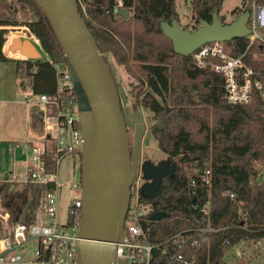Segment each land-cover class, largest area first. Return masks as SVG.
Listing matches in <instances>:
<instances>
[{"label":"trees","instance_id":"1","mask_svg":"<svg viewBox=\"0 0 264 264\" xmlns=\"http://www.w3.org/2000/svg\"><path fill=\"white\" fill-rule=\"evenodd\" d=\"M115 1L78 0V4L105 61L108 63L110 55L137 82L135 88L140 92L136 104L153 113L154 123L149 132L175 169L172 178L161 182L152 199L141 196L139 189V202L151 209L140 219L143 228L149 229V242L153 246L150 264H219L227 247L264 238V187L253 181L254 168L264 161L260 102L254 95L244 105L224 103L222 76L209 67H199L191 56L173 52L172 43L159 24L173 19L179 23L175 0H122L124 9L129 11L128 20L113 18ZM223 1L191 0L195 23L211 22V14L214 11L219 14ZM18 2L34 13L26 28L38 40L44 56L40 60L8 59L3 52L7 28L16 25L0 21V63L14 62L17 71L25 72L34 96L54 97L57 92L54 65L66 64L64 52L33 0ZM241 12L237 8L232 13L239 16ZM221 20L225 22L224 18ZM247 44L246 38H238L224 43V47L229 54L239 56ZM253 52H259L258 46L253 47ZM250 56L246 61L256 69L259 64ZM41 115L40 109H31V128L37 134L43 131ZM73 154L80 158V150ZM46 164L47 170L52 171L51 154L46 157ZM201 168L211 170L212 184L199 188L198 196L194 197L188 184L197 179ZM79 172L81 180V167ZM42 191L30 183L0 181V202L11 226L35 222L38 205L35 194L38 192L41 197ZM132 192L131 199L135 189ZM226 192L235 194V200L224 196ZM207 201L209 217L203 211ZM154 213H164L165 217L151 221ZM67 223L73 225L74 217H68ZM208 228L213 231H206ZM178 234L186 239L181 250L176 245ZM193 240H197V245H192ZM176 252L183 256L180 263L173 262Z\"/></svg>","mask_w":264,"mask_h":264},{"label":"water","instance_id":"2","mask_svg":"<svg viewBox=\"0 0 264 264\" xmlns=\"http://www.w3.org/2000/svg\"><path fill=\"white\" fill-rule=\"evenodd\" d=\"M43 12L66 59L73 91L76 95L78 123L82 144L81 216L78 228V256L76 264H124L116 257V244L124 238V223L129 211L131 189L138 169L141 137L145 126L137 124L132 153L120 98L110 67L101 54L97 42L82 17L78 0H33ZM120 16L128 20L129 11ZM250 12L243 11L230 23L223 22L218 12L211 14V22L200 20L193 29L180 28L176 19L159 24L177 55L191 56L202 45L230 42L245 38ZM6 44V52L27 60L43 56L22 32L14 33ZM146 182L140 195L155 197L163 178H172L175 169L168 158L158 165L146 161L140 167ZM39 193L35 194V204ZM154 213L151 221L164 218Z\"/></svg>","mask_w":264,"mask_h":264},{"label":"built area","instance_id":"3","mask_svg":"<svg viewBox=\"0 0 264 264\" xmlns=\"http://www.w3.org/2000/svg\"><path fill=\"white\" fill-rule=\"evenodd\" d=\"M122 9H124L123 1L116 0L112 9V16L115 20L119 17L122 18L120 16ZM239 9L242 12L245 10L250 12L247 23L250 33L245 37L248 42L245 51L239 56H233L226 52L224 43L212 42L202 45L191 57L199 67H209L216 74L222 76L221 99L224 103L244 105L249 103L255 95L260 102L261 116L264 120V0H243ZM237 17L236 15L235 19ZM23 35L25 37V33ZM30 36L26 37L31 40L33 37ZM9 40L10 37H7L5 44ZM36 42L41 49L38 40ZM255 45L258 46L259 52L252 53ZM248 56L252 61H255L256 65L259 64L256 69L247 63ZM46 60L51 64L49 59L46 58ZM54 66L56 68V95L54 97L34 96L28 98L27 103L42 111L43 130L48 123L55 120V135L51 136L42 131L43 135H38L35 141L25 148L24 174L22 176L17 174L11 180V182L30 183L42 188L41 197L45 203L44 216H40L38 219L43 221L39 223L35 217V222L30 225L16 223L11 226L7 234L0 238V264L22 263L21 252L26 250L28 242L32 239L37 241V245L32 251L33 255L29 261L31 264H76L78 228L82 208L81 180L79 176L77 183L66 185L73 193L70 197L67 218L74 217V224L68 226L66 220L65 224L60 225L56 222V193L59 188L57 171L61 159L81 149L82 137L78 123L76 95L73 91L72 78L67 64L60 65V70L59 66ZM49 154L54 158L52 171L47 170L46 157ZM254 170L253 181L264 187V161ZM197 174V179H191L188 184V190L194 197L198 196L199 188H209L212 184V173L209 168H201ZM140 188L141 185L136 181L133 197L135 201L129 205L124 223L123 242L116 244V257L124 264H150L152 258L153 246L149 242V229H144L140 222V219L146 215L136 211V208H141L142 205L138 199ZM223 195L232 201L235 200V194L231 192H226ZM203 211L209 217L210 204L208 201L204 205ZM2 217L6 223L8 214L4 212ZM199 231H204V229ZM206 231H213V229L208 228ZM175 239L177 249L181 250L186 244V239L182 234L176 235ZM248 242L241 241L239 245H246ZM253 242L258 247L262 245V240ZM224 244L228 245V241H225ZM237 244L232 247L238 246ZM192 245H197V240H193ZM182 261L183 256L176 252L173 262L180 263Z\"/></svg>","mask_w":264,"mask_h":264},{"label":"rangeland","instance_id":"4","mask_svg":"<svg viewBox=\"0 0 264 264\" xmlns=\"http://www.w3.org/2000/svg\"><path fill=\"white\" fill-rule=\"evenodd\" d=\"M243 0H224L221 10L218 14L219 17L224 18L226 23H230L235 20V16L237 14L232 13L237 8L239 9ZM191 0H175L176 11L179 15V27L186 28L189 30H193L195 25V17L192 14L190 7ZM34 19V13L32 9L26 4H20L18 0H0V21H7L11 24H15V27H8L7 37L12 39L14 33L22 31L25 33V37L32 35L29 33L26 28V24ZM15 36V35H14ZM26 37V38H27ZM30 37L32 43L36 47L37 51L42 55L43 52L39 48L35 37L32 35ZM9 40V41H10ZM23 60H25L23 58ZM108 65L111 70V74L113 80L117 86L120 105L122 109V113L124 116V120L126 122V126L129 132V136L133 139L135 126L137 124H142L145 126V132L141 137L140 147H139V159L149 160L153 164H157L158 162H163L166 160V156L162 154L158 147L156 141L151 136L149 129L153 125V113L144 109L143 107L136 104V99L140 92L139 88H135L137 86V82L131 78H129L123 67L117 65L113 58L110 55H107ZM14 63V62H13ZM12 62H9L7 66L1 64L0 68V100L6 99L11 100L13 98L16 99L17 102L21 103L23 97L26 96L34 97L31 92L30 87V79L25 75V72L17 73V76L13 74L12 68L14 69V65ZM7 68V69H6ZM60 70L61 68L58 67ZM15 70V69H14ZM17 88L20 90V87L23 88L21 91H17V95H13V88ZM25 97V98H26ZM6 109L8 116L4 121H11L13 118L15 121H19L24 119L25 114V105L18 107L17 110L11 111L10 105L7 106ZM12 108V107H11ZM39 109L38 107H35ZM1 124V121H0ZM55 120H52L50 123L46 125L43 130V133L50 134L51 136L55 135ZM43 133H41L43 135ZM40 135V134H39ZM34 140L30 139L26 144H24V148H26L29 144L33 143ZM25 143V142H22ZM133 144H131V147ZM23 152L20 153L24 156L26 150L23 149ZM188 158V157H187ZM7 166V159L3 158L1 149H0V173L2 180L6 178L8 171H6L5 167ZM80 158L77 154L69 155L61 159L58 171H57V181L59 184V188L57 190V209H56V222L60 225L66 223L67 220V210L70 202V197L73 195L69 187L66 185H72L79 181L80 176ZM17 174L22 176L24 174V169L18 170ZM1 181V180H0ZM137 184L141 185V181L136 180ZM19 186L17 185L16 189L18 190ZM135 201V198L131 200ZM134 203V202H133ZM44 200L41 197L38 205L35 209V217L37 222H42L43 220H39L40 216H44ZM138 213H142L143 215H147L150 213L151 209L148 206L141 205V208H136ZM4 208L2 207V203L0 202V238L7 234L11 225L9 223V219L7 222L2 219L4 216ZM37 241L32 239L28 242L27 248L25 251L21 252L22 256L25 259L32 257V251L36 247ZM234 247H227L225 253L221 259L219 264H264V238L262 239V245L256 246L255 242L249 241L246 245Z\"/></svg>","mask_w":264,"mask_h":264},{"label":"crops","instance_id":"5","mask_svg":"<svg viewBox=\"0 0 264 264\" xmlns=\"http://www.w3.org/2000/svg\"><path fill=\"white\" fill-rule=\"evenodd\" d=\"M14 36V35H13ZM3 52L5 56L10 60H23V58L20 56L19 53H16L15 56L9 55L6 52V44L3 48ZM9 62H1V64L7 66ZM13 63V62H12ZM0 64V65H1ZM14 69L12 68L13 74L15 77L17 76V73L20 74L21 72L17 71L15 63H13ZM5 69V68H0ZM7 69V68H6ZM13 95H17V91L23 90V88L20 87V90H17V88H13ZM23 97V100L21 103L17 102L15 98L9 100L2 99L0 100V149L3 155V158L7 159V166L5 167L6 171H8V174L5 179L2 180L1 173H0V180L1 181H11L12 178L17 175L18 170L24 169V161L25 157L21 155L24 148V144L28 142V140L33 139L35 141V138L39 135L36 132L33 131L31 128L30 123V112L33 106L29 103H27V97ZM31 98V97H29ZM10 105V110L13 112L18 109V107L25 105V117L22 120L15 121L13 118L11 121H4L7 119V116L9 113H7L6 109L7 106ZM12 107V108H11ZM21 108V107H20ZM25 142V143H22ZM26 150V149H25ZM26 154V153H25ZM24 154V156H25ZM32 257L25 259L23 257V262L20 264H31L29 261Z\"/></svg>","mask_w":264,"mask_h":264},{"label":"flooded vegetation","instance_id":"6","mask_svg":"<svg viewBox=\"0 0 264 264\" xmlns=\"http://www.w3.org/2000/svg\"><path fill=\"white\" fill-rule=\"evenodd\" d=\"M127 127V126H126ZM136 127V126H135ZM127 131H128V129H127ZM135 133V132H134ZM128 137H129V147H130V151H131V153H132V150H133V148L131 147V144H133L134 145V137H133V139L131 138V136H129V132H128ZM132 145V146H133ZM167 158V157H166ZM146 161H149V160H140L139 159V156H138V169H137V174H136V177H135V179H134V182H133V186H132V189H131V193H133L132 192V190H134V185H135V183H136V180L139 178V181H141V186L142 185H144L146 182L142 179V174H141V171H140V167L142 166V164L144 163V162H146ZM169 161V160H168ZM150 162V161H149ZM152 163V162H151ZM161 162H158L157 164H153V165H158V164H160ZM169 165H171V163L169 162ZM166 179H168V178H163L162 179V181H164V180H166ZM132 200V199H131Z\"/></svg>","mask_w":264,"mask_h":264}]
</instances>
